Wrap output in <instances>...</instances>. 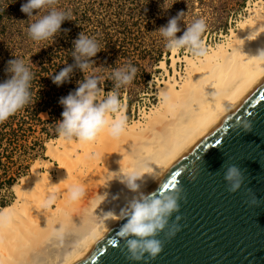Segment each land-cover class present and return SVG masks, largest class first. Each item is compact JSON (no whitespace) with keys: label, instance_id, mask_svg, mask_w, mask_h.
Masks as SVG:
<instances>
[{"label":"bare ground","instance_id":"obj_1","mask_svg":"<svg viewBox=\"0 0 264 264\" xmlns=\"http://www.w3.org/2000/svg\"><path fill=\"white\" fill-rule=\"evenodd\" d=\"M246 9L247 15L228 34L219 31L222 40L204 42L205 57L172 52V72L160 61L158 67L167 77L154 93L156 105L127 120L119 139L104 131L87 143L59 137L47 142V159L33 166L17 188L15 201L0 210V264H73L136 195L118 180L109 181L110 171L121 165L127 169L138 159L154 161L155 178L146 174L138 181L146 192L262 78L264 63L254 56L264 48V0H248ZM74 183L81 184L86 195L69 202L66 189ZM50 186L59 195L44 208ZM104 193L107 197L100 204L103 197L98 199V194ZM109 211L114 214L101 222L99 215Z\"/></svg>","mask_w":264,"mask_h":264},{"label":"clouds","instance_id":"obj_2","mask_svg":"<svg viewBox=\"0 0 264 264\" xmlns=\"http://www.w3.org/2000/svg\"><path fill=\"white\" fill-rule=\"evenodd\" d=\"M56 4L57 0H27L21 5V11L28 14L29 18L33 16V10L49 9L46 14L29 25L28 35L33 41L39 42L55 36L60 32L61 24L66 19H71L66 12L55 7ZM183 14L184 12H179L157 30L164 40L165 48L170 52L187 50L194 57H205L208 50L202 34L207 29L206 20L203 17L195 19L187 25L182 35L177 36L181 31L179 21L182 20ZM101 50L94 37H89L84 32L79 33L73 41L71 52L74 63L68 64L51 77L53 83L60 86L70 79L74 68L84 73L83 80L77 82L78 87L59 100L63 106L62 119L56 122L55 132L61 140L92 142L104 131L113 139H119L126 131L127 117L116 90L133 82L137 67L130 62L115 67L108 77L113 82V87L105 92L103 75H86L94 62L91 58ZM16 57L7 61L5 71L11 74L10 77L0 82V122L16 114L31 101L33 73L24 60ZM254 57L257 62L264 63V48L259 49ZM212 97L215 100L218 93H212ZM242 126L245 130H250L251 122L243 121ZM154 164V161L139 159L127 169L120 164L118 170L110 171L112 175L109 180H118L136 194L120 210L119 217L125 222L121 225L119 235L124 241L127 258L131 261H144L145 264L162 252L164 244L157 237L168 228L173 214L180 211L182 192L180 186L159 189L152 193L141 191L142 183L138 181H144L146 174L155 178L152 173ZM224 180L228 190L235 193L244 183V174L236 164H230L224 171ZM66 192L69 202L79 201L86 195L85 188L75 183L70 184ZM58 195V190L50 186L43 207H49ZM99 197H103L101 204L107 193L98 194L97 198ZM252 202L255 203L256 200ZM112 214L114 213L109 211L99 215L101 222L109 219ZM3 215L6 217L7 213ZM180 219L179 215L175 216L177 223L166 233L169 239L180 231L178 223Z\"/></svg>","mask_w":264,"mask_h":264},{"label":"water","instance_id":"obj_3","mask_svg":"<svg viewBox=\"0 0 264 264\" xmlns=\"http://www.w3.org/2000/svg\"><path fill=\"white\" fill-rule=\"evenodd\" d=\"M230 164L244 174L235 193L224 180ZM166 184L182 188L180 211L157 237L163 250L148 264H264V75L145 193ZM176 215L180 231L169 239ZM124 222L119 218L73 264H145L127 258Z\"/></svg>","mask_w":264,"mask_h":264},{"label":"rangeland","instance_id":"obj_4","mask_svg":"<svg viewBox=\"0 0 264 264\" xmlns=\"http://www.w3.org/2000/svg\"><path fill=\"white\" fill-rule=\"evenodd\" d=\"M26 2L27 0H0V82L11 75L5 71L8 60L18 56L26 65L30 64L41 51L42 43L46 42L33 41L27 30L31 23L41 18L49 9L33 10V16L29 18L28 14L21 11V5ZM247 5L248 0H57L55 7L71 14V19L81 20L86 12L94 20L103 19L107 25L112 21L117 22L119 18L126 20L134 33L140 30L142 50L150 49L154 55L161 51L162 57L157 62L150 59L139 60L150 75L148 80L135 77L130 85L118 89L120 92L117 93L125 108L127 120H132L139 118L143 110H148L157 103L154 93L167 77L158 67L160 61L165 60L172 72L171 60L168 59L172 52L165 48L164 40L157 30L165 26L170 18L184 12L182 20L179 21L181 31L177 36L182 35L188 24L203 17L207 29L202 34V39L207 44H214L223 39L219 36L220 30L223 35L228 34L238 20L247 15ZM184 54L192 55L187 50L177 52L179 56ZM40 116L42 119L48 118L46 113H41ZM44 126L48 125L45 123L33 125L34 130L27 136V151L12 154L14 163L11 164L10 170L15 180L10 186L0 188V210L9 207L15 201L17 188L22 180L32 173L33 166L47 159V142L58 136L53 132L48 135L42 129Z\"/></svg>","mask_w":264,"mask_h":264},{"label":"trees","instance_id":"obj_5","mask_svg":"<svg viewBox=\"0 0 264 264\" xmlns=\"http://www.w3.org/2000/svg\"><path fill=\"white\" fill-rule=\"evenodd\" d=\"M68 15L71 17V14ZM81 32L94 37L102 49L91 58L94 62L86 75H103L104 90H110L113 87V82L108 77L115 67L130 62L137 67L136 79L148 80L150 75L141 66L139 60L150 59L157 62L162 57L161 51L154 55L150 49L142 50L140 30L134 33L126 20L119 18L117 22L112 21L107 25L103 19L94 20L86 12L81 20L66 19L61 24L60 32L50 41L46 40L42 43L41 51L35 61L27 64L33 73L31 101L16 114L0 122V188L5 185L10 186L14 182L15 176L10 170L11 164L14 163L12 154L27 151V136L34 130L33 125L45 123L48 126L42 129L48 135L51 132L56 134V122L62 119L63 111L59 100L78 87L77 82L83 80L84 73L74 68L70 79L60 86L53 83L51 77L68 64L74 63V58L71 56L73 41ZM117 92L120 91L117 90ZM41 113H46L48 118L42 119Z\"/></svg>","mask_w":264,"mask_h":264},{"label":"snow or ice","instance_id":"obj_6","mask_svg":"<svg viewBox=\"0 0 264 264\" xmlns=\"http://www.w3.org/2000/svg\"><path fill=\"white\" fill-rule=\"evenodd\" d=\"M164 187L167 188V187H170V185H167V184H166V185H164Z\"/></svg>","mask_w":264,"mask_h":264}]
</instances>
